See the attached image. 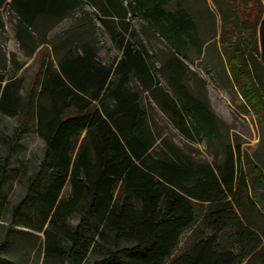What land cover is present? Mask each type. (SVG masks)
Returning <instances> with one entry per match:
<instances>
[{"label":"trees","instance_id":"16d2710c","mask_svg":"<svg viewBox=\"0 0 264 264\" xmlns=\"http://www.w3.org/2000/svg\"><path fill=\"white\" fill-rule=\"evenodd\" d=\"M211 1L220 16L229 8ZM257 1L260 11L244 28L249 52L264 64V0ZM194 5L207 11L205 0ZM5 6L14 14V38L23 55H39L49 46L55 57V63L41 60L37 94L32 87L21 96L23 80L14 75L22 64L15 54L9 53L13 73L0 69V115L24 118L7 147L17 144L33 112L45 144L13 217L43 232L46 260L84 264L90 255L96 257L92 264H164L180 234L195 223L199 206L206 205L194 241L168 264H264L262 238L240 219L236 200L248 177L264 191V175L247 163L250 174L243 172L241 145L230 141L229 128L196 93L198 74L185 62L204 59L212 43L224 48L222 34L205 37L194 7L180 0H0V9ZM79 12L97 19L121 52L119 60L108 66L98 61V27L80 25L82 16L76 26L47 38L54 25ZM129 17L140 20L139 29ZM47 22L48 28H36ZM151 41L161 49H150ZM220 61L226 77L231 59ZM243 61L253 85L245 98L264 111L245 56ZM172 128L195 144L205 140L213 162L177 146L167 135ZM6 167L7 158L0 163V181ZM67 184L70 195L61 198ZM250 203L260 206L264 219V192H253ZM75 215L79 222L72 227L68 222ZM228 229L238 253L218 248L219 234Z\"/></svg>","mask_w":264,"mask_h":264},{"label":"rangeland","instance_id":"374dc122","mask_svg":"<svg viewBox=\"0 0 264 264\" xmlns=\"http://www.w3.org/2000/svg\"><path fill=\"white\" fill-rule=\"evenodd\" d=\"M180 1L193 6L198 0ZM222 1L230 8L227 9L226 7L224 15H219L211 1L216 16L206 17L204 7L199 5L196 10L200 12L198 17L195 18L202 27V34L205 37L213 36L214 31L219 36L222 34L225 47L221 48L219 43L214 46L212 43V45L210 44L205 48L204 59L196 60L194 63H189L186 60L185 62L192 71L198 74L200 79L197 78L198 80H195L196 93L200 97L207 99L214 115L229 128L230 141L241 145L242 157L240 163L244 165L242 167L243 172L247 173V177L250 174V171L245 167L247 163L250 168L258 167L261 174L264 175V111L260 107H252V103H249V100L245 98L247 92H253V85H251L250 81H246L245 63L243 61L245 56L251 67L253 81L264 98V64L261 62L259 55L249 52L246 34V28L253 23L261 5L257 0H218L219 3ZM84 10L88 11V13L92 12L88 6ZM81 14V12L76 13L72 18H65V20L54 25L47 38L51 39L54 35L63 33L69 26H76L82 16L84 21L80 25L96 24L98 27L97 39L100 46L98 61L102 65L108 66L112 62L119 60L121 52L107 36L102 25L99 24L94 16H90L88 20V16L85 17ZM0 17L3 25V28L0 27V69L4 65L6 71L4 73L7 76L11 75L13 70H11L12 66L9 63V53L15 54L17 62L22 64L21 71L14 75L16 78H22L23 80L21 96L23 97L32 87L37 94L39 90V83L38 85L36 83L38 68L42 59H44V63L50 61L55 63L52 49L49 46H45L39 55L26 57L21 52L19 44L14 38L16 20L8 6L0 9ZM129 19L135 28H140V20L137 17H129ZM46 25L43 24L36 28H48L49 22ZM244 25L246 28H244ZM256 34L258 47L259 34ZM219 36L216 39V43L219 41ZM148 46L152 50L161 49L160 44L154 41H151ZM220 58L222 62H225V58L231 59L232 66H226L227 78L221 71ZM0 73H2L1 70ZM23 119V117L0 115V163H3L7 158L6 175L0 181V264H69L65 259L66 257L63 258V261L46 260L43 232L38 233L23 227L21 224L24 220L23 217L14 221V207L25 197L27 179L36 171L40 164L45 145L44 141L37 137L33 112L17 144L13 148L7 147L6 141L11 138L14 130L20 126ZM158 122L161 126H165L163 122L159 120ZM167 135L177 146L189 152L195 159H200L207 163L213 162V150L205 140L195 144L180 136L173 128L168 129ZM238 174L239 167L236 178H238ZM249 178L246 181V189H242L241 193L236 196L238 205L241 207L240 210L237 209V214L247 227L260 234L263 241L262 247H264V219L261 212H259L260 206L258 204L252 206L250 203V200L253 199V192L262 194L264 191L258 179L255 178L253 185H251ZM69 195L70 185L67 184L61 191L60 197L68 198ZM206 209V205L199 206L195 223L180 234L177 245L164 264L170 263L173 258L182 254L185 248L194 241L192 234L199 230L201 215ZM27 210L28 207L24 212L27 213ZM78 222L79 217L75 215L70 218L68 224L76 227ZM64 247L66 251L68 244L65 243ZM218 248L231 249L238 253V245L231 229L219 234ZM95 259L96 257L88 255L84 264H92Z\"/></svg>","mask_w":264,"mask_h":264},{"label":"crops","instance_id":"0c3cea01","mask_svg":"<svg viewBox=\"0 0 264 264\" xmlns=\"http://www.w3.org/2000/svg\"><path fill=\"white\" fill-rule=\"evenodd\" d=\"M198 6L199 5H193V7H194V9H193V11H194L193 12V17H198V15H199L200 11L196 10V9H198ZM205 6L208 7L207 11L205 10L206 17H208V16H216L215 12H214V9L212 7L211 0H205Z\"/></svg>","mask_w":264,"mask_h":264},{"label":"water","instance_id":"95a60500","mask_svg":"<svg viewBox=\"0 0 264 264\" xmlns=\"http://www.w3.org/2000/svg\"><path fill=\"white\" fill-rule=\"evenodd\" d=\"M47 227H48V226H47V224H46L44 229H46Z\"/></svg>","mask_w":264,"mask_h":264}]
</instances>
